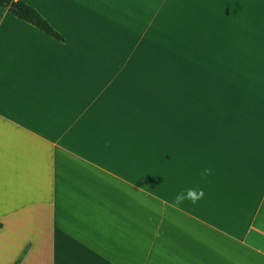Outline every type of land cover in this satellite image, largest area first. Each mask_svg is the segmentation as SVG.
<instances>
[{
    "label": "crops",
    "instance_id": "obj_1",
    "mask_svg": "<svg viewBox=\"0 0 264 264\" xmlns=\"http://www.w3.org/2000/svg\"><path fill=\"white\" fill-rule=\"evenodd\" d=\"M23 1L63 40L0 6V264H264V0Z\"/></svg>",
    "mask_w": 264,
    "mask_h": 264
},
{
    "label": "trees",
    "instance_id": "obj_2",
    "mask_svg": "<svg viewBox=\"0 0 264 264\" xmlns=\"http://www.w3.org/2000/svg\"><path fill=\"white\" fill-rule=\"evenodd\" d=\"M0 6L6 8L17 18L34 25L45 34L57 40H63V37L37 12V10L23 0H0Z\"/></svg>",
    "mask_w": 264,
    "mask_h": 264
},
{
    "label": "clouds",
    "instance_id": "obj_3",
    "mask_svg": "<svg viewBox=\"0 0 264 264\" xmlns=\"http://www.w3.org/2000/svg\"><path fill=\"white\" fill-rule=\"evenodd\" d=\"M208 173L209 169L205 168L202 175H207ZM203 194V189L186 188L175 194L173 203L175 205H180L186 199H190L193 203H195L203 196Z\"/></svg>",
    "mask_w": 264,
    "mask_h": 264
}]
</instances>
